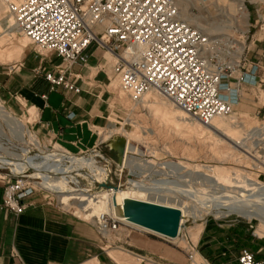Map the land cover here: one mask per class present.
I'll return each instance as SVG.
<instances>
[{"label": "built area", "instance_id": "built-area-1", "mask_svg": "<svg viewBox=\"0 0 264 264\" xmlns=\"http://www.w3.org/2000/svg\"><path fill=\"white\" fill-rule=\"evenodd\" d=\"M1 1L18 30L40 52H53L63 60L56 69L44 72L50 91L58 88L82 91L68 74L67 66L86 63L87 49L92 43L115 56L114 71L133 102L156 90L204 124H211L218 116H231L236 103L234 93L249 81L246 63L221 61V41L184 20L176 0ZM112 135L99 138L93 147L81 152H73L58 142L45 143L30 134L21 145L14 146L11 140L9 147L19 165L0 166V171L9 170L0 172V179L8 180L2 206L22 213L25 199L39 189L69 212V206L75 205L64 202L65 196L85 209L84 203L98 199L103 190L113 193L119 187H127L133 178L126 181L127 185L122 183L126 168L131 177L143 174L153 182L165 179L155 178L153 175L157 174L153 172L128 168L105 154L101 146ZM262 158L257 160L264 163ZM187 216L182 214L183 226ZM96 219L99 231L104 234L122 225L132 226L109 211L101 212ZM196 247L194 244L193 248ZM193 258L191 252L189 259ZM236 264H264V258L250 248H242Z\"/></svg>", "mask_w": 264, "mask_h": 264}, {"label": "rangeland", "instance_id": "rangeland-1", "mask_svg": "<svg viewBox=\"0 0 264 264\" xmlns=\"http://www.w3.org/2000/svg\"><path fill=\"white\" fill-rule=\"evenodd\" d=\"M179 1L185 2V4L188 5L190 15H192L193 17L197 16L198 18H202L206 21L208 20L210 23H212V25L219 28L214 33L210 34L207 32L206 24H204L205 26L203 27L202 25H198L195 22L192 23L193 25L202 28L207 34L212 36V38L214 37V39L217 38V40L221 41L219 53L221 61L235 63L241 61L243 64L246 63L245 68L250 70L249 81L241 85L240 89H238V91L234 93V100L236 101V103L234 105V114H232L233 116L230 117V119L237 122L243 121L248 126L253 125L252 127H254L256 125H259L263 128L264 0H243L247 6V11L249 13L247 23L246 21L244 22V18L242 17V14L240 12H238L237 10L235 11L234 9H230V6L228 5V3H230L231 1H233L232 3H237L240 0ZM0 5V52H2V55L0 57V71L6 70V68H10L13 65L17 64V62L20 61L22 53L26 50L28 51L29 49L30 52H34L35 54H37L40 59H48L50 58V56H52V54L54 55L53 52H40L34 43L30 42V40L26 38L20 30L18 31V28L15 26L14 22L11 23L10 20L12 18L5 10V6L1 0ZM241 45L244 46L243 50H240ZM17 46L21 47L20 53L18 55H15V57H13L12 59L8 60V51L11 50L10 48H14ZM109 57L110 56H108L107 66L101 68L102 70L95 68V65H89V68L94 74H96V72L100 70L95 75V79L92 81L91 85H94L98 88V93L101 94L102 99L104 100V105L108 107V113L106 114L107 124L104 126L94 127V129H98L97 135L100 136V138L102 137L103 139H107L112 135L110 134L111 129H120L122 128V126H125L126 129L130 131L137 130V134H139L140 138L142 139H140L139 136L138 138H130L128 136L126 137V135H123L121 132L116 131L106 142L108 144L105 143L104 145V151L107 152L106 154L114 153L111 152L113 151L111 149L113 148L112 145L117 144L114 139L118 137L119 139L121 138L120 140H118L120 143L119 145H125L126 148V145L128 143H131L132 145L139 147L143 151V154H137L133 150L130 151H132L133 155H138L142 158L150 159L149 161L154 162V164L157 165L156 168L160 170L164 169L161 168V163L166 161H175L182 163L190 170H198L212 176L217 175L221 183L223 184L222 186L225 188L235 185L234 182L227 177L229 173L231 174L235 171L250 173V176H252L256 180L264 182V163L257 160L259 155L264 157V139H261L262 144H260V149H258L259 147L252 148V150L254 151L250 150L247 152H242L240 148H230L232 149V153L234 155H241L243 157L242 161L232 158L221 159L213 157V155L209 154V145L215 137L213 138L207 134L198 133L196 130H192L191 128H188L184 125L179 126L180 128H177L176 125L172 124L173 122L171 119L163 115V113L160 114L161 111L157 110V108L155 106H152V104L150 103L144 105L143 102H141L142 100L137 102L140 104L133 103L129 96H127V93L124 92L121 88L120 81L118 79L119 76L114 71V63L111 62V58ZM45 63L49 65L50 62L47 60ZM114 86H118V88L122 90V93H126L128 103L121 98V92L119 90L116 91ZM90 89L92 88L90 87ZM146 95L147 94H145L144 96ZM0 99V106H4L8 109V111L19 117L20 120H23L26 123H30V125L33 127V118L28 119V117L30 116L32 111H36L35 109L28 107V112L26 113V110L22 106H20L21 101H19L13 95L5 94V92L1 90V87ZM23 105H26V102L23 103ZM156 111L159 112V114L157 113V116H155ZM181 113H183V111L178 112V121L181 124H183L181 121L183 118L194 119V117L192 116H188L184 113L183 115ZM32 115L34 116V114ZM241 127L242 126H240L239 128L241 129ZM252 127L247 128L244 131L245 134L242 136L248 137V132L250 129H252ZM6 131L9 137L13 135L10 131ZM83 132L85 134L84 140H87V136L89 135L90 131L84 129ZM92 133L94 134V132ZM38 137L40 140H42L40 136ZM196 137L201 141H203L202 139H205L206 147H204V149H201L203 147L202 145H198L204 142L198 143L196 141ZM6 140V138H1V141L3 142H6ZM11 140L14 146L21 145L22 141H19L20 139L16 140L15 138L11 137ZM9 144L10 142H8V145ZM185 148H188L190 150V154H193L192 149L197 148L195 151L196 155L194 154L189 157V154L186 152ZM257 150L261 151L257 154ZM246 153L249 155L248 157L246 156ZM254 156H257V158H255ZM261 156L260 160H263V158L261 159ZM4 171L9 170L6 169ZM155 174L157 175L153 176L157 179H168L167 173ZM170 174L172 176L169 178L173 181H181L183 183V180H186L188 178L180 177L182 174H184V172H182V174H173L171 172ZM115 176L116 175H114V177ZM234 176L235 175L232 174L231 178ZM130 178H133L139 182H144L148 185L154 184V180H151L148 176H144L143 174H137L134 177H131L128 173V169L126 168L123 173L122 183L127 185L126 181ZM114 181L117 183L118 179H116L115 177ZM181 185H170V187L175 190L177 188V190H181L183 189V184ZM205 186L206 185L202 186L200 183L196 184V187L198 188H204ZM192 187H194V185H192ZM177 195H179V198L182 197L179 192H177ZM188 204L190 205L191 203L188 202ZM71 205H75L76 207L69 206L70 211L75 213V215L79 218L91 221L97 220L96 216L98 210L95 206H91V209H88L87 212H78L77 203H72ZM214 215H216V213H214L213 211L209 213L204 212L202 215L196 218L191 215H186L187 217L184 229L180 237L176 240L163 235L152 233L148 230V233L146 234H148L156 241L158 248H161V250L158 249L155 253L148 255H146L144 251H141L131 245L118 242V239L122 238V234L127 231H125L124 228H121L118 231H110L106 234V238L109 240V242H107V245L104 244V246H106V251L104 252L106 255L108 252V254L117 262L116 263L109 255H107V259L110 264H122L117 259L116 254L114 253L116 251L129 258L128 260L131 259L132 264H196V262H193L189 259V254L192 252L194 244H197L200 236L199 235L195 237L193 235V229L197 224H201L203 229V222H205L206 220H209L210 222L217 220L222 223L233 224L231 225V228L234 229L233 231L229 232V235L232 239L230 244L232 245L231 252L233 254L229 257V259L225 260H229L228 264H236V260L234 257L238 254L237 252L243 247L250 248L251 250L255 251L260 257L264 258V226L259 221L252 220L244 216L237 217L236 213H233L228 217H222L220 219H216ZM123 239L124 238H122V240ZM196 252H199L197 247L195 248V253ZM139 254L142 256L141 258L138 257L140 256ZM230 258H233L232 261H230ZM196 260L202 261V259H198V256H196ZM100 261L101 260L99 258L94 257L83 262L82 264H91L93 262L102 264Z\"/></svg>", "mask_w": 264, "mask_h": 264}, {"label": "crops", "instance_id": "crops-1", "mask_svg": "<svg viewBox=\"0 0 264 264\" xmlns=\"http://www.w3.org/2000/svg\"><path fill=\"white\" fill-rule=\"evenodd\" d=\"M29 50L22 53L17 64L0 71L1 90L21 101L20 106L26 113L28 107L36 110L28 117L33 118V127L28 124L43 142H58L73 152L90 149L100 138L98 129L94 127L107 124L108 107L104 105L98 88L91 83L101 68L107 66L109 52L92 43L87 49L86 63L76 62L67 66L70 77L82 88L80 93H76L63 88L50 91L44 72L56 69L63 60L55 53L48 59H40ZM47 60L49 65L45 63ZM90 64L100 70L92 73ZM84 129L90 131L87 140H84ZM104 145L101 149L106 154ZM111 150L114 153L107 155L118 160L117 151ZM4 170L0 172L7 173ZM7 181L0 179V264H82L94 257L99 258L102 264H110L109 254L104 252V244L107 245L109 240L99 231L95 221L83 220L63 209L51 201L53 196L39 189L25 199L26 208L22 213L10 211L2 206ZM203 223L197 242L199 253L210 264H228L229 260H225L233 254L229 235L234 229L231 228L233 224L217 220ZM121 228L127 233L124 232V239L120 238L118 242L144 251L146 255L161 250L146 234L147 231L128 225H122L118 230Z\"/></svg>", "mask_w": 264, "mask_h": 264}, {"label": "bare ground", "instance_id": "bare-ground-1", "mask_svg": "<svg viewBox=\"0 0 264 264\" xmlns=\"http://www.w3.org/2000/svg\"><path fill=\"white\" fill-rule=\"evenodd\" d=\"M232 2L233 1L228 3L230 9H234L235 11L237 10L238 12H240L242 14V17L244 18V22L246 21L247 23V20L249 18V13L247 11V6L245 2L243 0H240L237 3H232ZM176 3L180 8L181 17L187 22L191 24L195 22L198 25H202L203 27L205 26L204 24H206L207 32L210 34L214 33L216 30L219 29L216 26L212 25V23H210L208 20L206 21L202 18H198L197 16L193 17L192 15H190L188 10V5H186L185 2H180L179 0H176ZM10 21L12 23L14 22V19L12 18ZM25 37L28 38L26 35ZM30 42L32 41L30 40ZM240 47H241L240 50L241 49L243 50L244 46L241 45ZM10 49L11 50L8 51L7 54L8 60L15 57V55H18L20 53L21 47L17 46ZM1 53L2 52H0V57L2 55ZM108 56H110L109 58H111V61H115V56L113 54L108 53ZM118 79L120 81V78ZM114 87L116 91L119 90L121 92L122 94L121 98L124 101H127L128 103L127 100L128 95L126 96V93H122V90L119 89L118 86H114ZM146 94H147L146 96H143L141 102H143L144 105L150 103L152 104V106H155L157 110L161 111L160 114L163 113V115L171 119L173 122L172 124L176 125L177 128L179 126L184 125L187 126L188 128H191L192 130H196L198 133L207 134L213 138L215 137L213 141L210 142L209 145L210 148L209 154L213 155V157L215 158H221V159L232 158L242 161L243 157L241 155H234L232 153V149L230 148H240L242 152H247L250 150L254 151L252 150V148H258V147L260 148V144H262L261 139H264V129H263L264 127L262 128L259 125L252 127L253 125L248 126L243 121L237 122L235 120L230 119V117H232L233 115L229 117H223V116L215 117L211 124H204L196 117H194V119L183 118L181 120L183 124H181L178 121L179 111L180 112L183 111V113L188 116L191 115L187 114L182 108H180L173 101L169 100L168 98L167 100L160 92L156 90L149 91ZM133 103L140 104L137 102H133ZM6 109L7 108H5L4 106H0V166L3 164H10V163H15L18 166L19 165L18 161L13 159L16 156V154L13 151H11V148L8 145V142L11 141V137L17 140L20 139L19 141H22L23 143L24 141H26V135L30 134L31 138H33L32 135L37 137L38 139L39 137L35 132V130L33 132V130L30 128L28 123L24 122L23 120H20L19 117H17L16 115L8 111V109L7 110ZM155 113H156L155 116H157V113L159 114V112L157 111ZM240 126H242L241 129L239 128ZM249 127H252V129L249 130L248 137H243L242 135L245 134L244 131ZM6 130H8V132L10 131L13 135L9 137ZM116 131H119L123 135H126V137L128 136L130 138L131 137L138 138L139 136V134H137V130L130 131L126 129L125 126H122V128L120 129H116V128L111 129L110 134H113ZM1 138H6L7 139L6 142L1 141ZM202 140L203 141L198 140V138L196 137V141L198 143L204 142L202 144H198L203 146L201 149H204V147H206L205 144L206 141L205 139ZM196 149H192L193 154H190V150L188 148H185L186 152L189 154V157L196 153L195 152ZM124 150L125 151L122 158V162L123 165L126 167H129L131 169H139L143 173L155 172V173H167V175H171L170 174L171 172L173 174L176 173L182 174V172H184V174H182L180 177L182 178L188 177V178L187 179L185 178L186 180H183L184 181L183 183L181 181L179 182L170 179H163V180H156L154 184L151 185H148L141 181L139 182L135 179H131L130 185H128L127 187H119L115 189L113 193H108L106 190H103L97 196L98 199L93 198L89 200L90 202L88 204L87 202L84 203L86 207L85 209H83L81 207L82 205H79L77 202L70 201V198L67 196H65L64 202H66L68 205L69 204L71 205L72 203H77L78 212H82V211L87 212L88 209H91V206H95L98 210L97 216L101 214L100 211L102 212L109 211L110 213H113L114 215L121 217L132 226L136 225L134 227L146 231L149 230L150 232H154L159 235L162 234L150 230L149 228H146L144 226L130 222L122 216V208L127 199H132V198L140 199V200L175 206L180 208L183 216L191 215L194 218L202 215L204 212L209 213L212 211L216 213V215H220V216H226V215L229 216L233 213H236L241 216L247 217L249 219L257 220L264 226V182H260L256 180L255 178L250 176V173H246L242 171L239 172L235 171L231 174L229 173L227 177L231 181H233L235 185L225 188L222 186L223 184L221 183L217 175L212 176L198 170H190L182 163L175 161H166L161 163L160 164L161 168H164L166 170L164 169L160 170L156 168L157 165H155L154 162L149 161L150 159L146 160L138 155H133L132 151H130L133 150L137 154H143V151L139 147L132 145L131 143H128L126 145V148L124 146ZM128 152H130L131 154H129ZM259 152L260 151L258 150L256 151L257 154ZM246 156L248 157L249 155L247 154ZM260 156L261 155H259L258 158H260ZM232 174H234L235 176L231 178ZM198 182L202 186L206 185L207 187L206 186L204 188L196 187V184ZM181 184H183V189L181 190H177L178 188L175 190L170 187V185L180 186ZM238 184H242V185H238ZM192 185H194V187H192ZM207 188H210L209 192L207 191ZM177 192H179V194L182 195L181 198H179ZM88 199H90V197H88ZM188 202H190L191 204L189 205ZM182 222H184V220ZM183 229L184 226L182 224V226H180V233L183 231ZM193 230H194L193 235L195 237L199 236L202 230V225L197 224ZM109 232L110 231H107L105 232V234ZM179 237L180 235L171 239L176 240ZM192 252L194 253V258L192 260L193 262H196V264H208V262L205 260V258H203V256L199 252L195 253L194 248H192ZM114 253L116 254L117 259L122 264H130V263L132 264V260L131 259L128 260L129 258L122 255V253L118 251ZM196 256H198V259H202V261L196 260ZM138 257L141 258L142 256H138ZM91 264H99V263L93 262Z\"/></svg>", "mask_w": 264, "mask_h": 264}, {"label": "water", "instance_id": "water-1", "mask_svg": "<svg viewBox=\"0 0 264 264\" xmlns=\"http://www.w3.org/2000/svg\"><path fill=\"white\" fill-rule=\"evenodd\" d=\"M120 139L116 137L114 141L117 144L112 145L118 153L119 162L122 161L125 151V145H119L118 140ZM122 216L130 222L149 228L169 238L177 237L182 225V211L180 208L140 199H127L122 208Z\"/></svg>", "mask_w": 264, "mask_h": 264}]
</instances>
